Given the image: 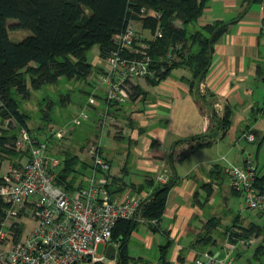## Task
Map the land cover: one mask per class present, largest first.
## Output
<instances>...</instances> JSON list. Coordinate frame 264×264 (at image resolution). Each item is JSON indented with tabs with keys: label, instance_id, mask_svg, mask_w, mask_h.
<instances>
[{
	"label": "crops",
	"instance_id": "obj_1",
	"mask_svg": "<svg viewBox=\"0 0 264 264\" xmlns=\"http://www.w3.org/2000/svg\"><path fill=\"white\" fill-rule=\"evenodd\" d=\"M215 21L230 24L214 43L210 66L199 84V91L201 95H207V102L191 91V72L174 68L158 84L151 85L146 80H138L137 85L146 95L139 96L131 105L124 102L119 111L112 110L115 114L111 120L115 121L110 120L109 123L114 125L108 124L101 134L102 138L110 139L114 138L111 132H119L122 139L123 134L130 130L128 150L120 172H109L111 182L113 178L117 180V183L112 184V188L116 189L115 193L110 194L112 197L151 195L167 180H174L167 192L164 211L159 220L145 222L147 227L141 229L142 233L135 229L131 234L136 244L129 242V248L134 252L130 253L137 264H191L201 251L202 245L196 243L194 235L200 221L206 222L205 217L211 218L219 213L229 216L234 214V218L240 220L243 226L250 222L245 221L240 211L235 214L230 206L235 207V200L231 196H239L242 200L243 197L230 186L224 165L217 163L226 154L211 157L207 150L224 144L232 133H239L238 140L245 138L243 134L247 133L241 125L250 118L253 103L258 102L254 98L255 86L264 81L263 75L258 74L264 65V0H209L197 23L205 25ZM143 30L149 35V31ZM93 90L96 92L97 87L95 89L94 86ZM96 93L98 95L99 90ZM208 94L213 96L209 97ZM226 106L233 110L232 117H235L236 124L232 118L227 132L218 135L211 146L188 150L187 156L178 160L179 154L189 149L190 142L186 139L207 133L211 125L208 114L210 107L222 115ZM90 123L85 124L88 126ZM211 128H216L213 123ZM261 129L264 130L263 123ZM227 152H232L229 146ZM105 157L111 162L110 157ZM246 157L252 155L244 153L240 165L244 164ZM187 160H190V165L186 168L183 164ZM128 162L133 166L131 169L127 168ZM216 166L224 171L223 176L218 173L220 171H215ZM161 174L166 181L159 179ZM150 180L152 183H148ZM218 196L223 201L222 205ZM167 243L169 246L162 257L161 248ZM223 243V250L214 249L213 246L208 249L221 258L222 263L219 264H227L226 255L234 252L233 257L238 258L245 251L238 250L237 246H241L238 241L232 244L228 238H223ZM227 246L231 247L229 252ZM221 251H224V255ZM109 262H115V259Z\"/></svg>",
	"mask_w": 264,
	"mask_h": 264
},
{
	"label": "trees",
	"instance_id": "obj_2",
	"mask_svg": "<svg viewBox=\"0 0 264 264\" xmlns=\"http://www.w3.org/2000/svg\"><path fill=\"white\" fill-rule=\"evenodd\" d=\"M208 1L0 0V100L2 102L0 117H14L23 126H26L24 116L19 110L13 94L28 97L30 87L37 89L43 85L54 84L62 77L86 79L93 70V66L86 58L87 50L97 44L99 54L104 58L114 48V35L123 31L129 20L140 21L142 27L149 29L153 36L148 42L149 54L152 59L150 67L155 71V77L147 76L146 81L155 85L167 78L174 68L188 69L191 72L189 80L191 91L203 102H207V95H201L199 84L203 81L210 66L214 43L227 31L230 24L215 21L202 25L201 30L194 32L187 30L189 24L198 20ZM141 7L159 14V17L138 16ZM8 19H15L16 22L9 23ZM9 30H26L30 33L15 41L10 38ZM102 71L103 68H98V72ZM94 86L96 89V83L90 85L91 90L88 91V94L97 101L95 104L90 103L89 99L86 101V104L89 103V107L92 108L90 112L93 114V119L92 123L87 124L88 126L85 124V128L91 125L95 126L96 119L94 118L102 117V112L105 110L106 101L100 94L97 95L93 90ZM145 95L146 92L139 85H135L130 100L134 101L139 96ZM208 96L212 97L213 95L208 94ZM123 103L109 102L107 113L111 115L113 111L121 110ZM98 104L102 105V109H98L100 106ZM263 107L264 97L263 105L259 109L262 118H264ZM99 111L101 114L98 113ZM232 116L233 110L228 106L224 108L222 115H219L214 107H210V122L211 125L212 123L216 125L215 130L209 125L207 133L186 139L190 142L189 149L183 150L179 154L178 160H183L187 156L188 150L211 146L218 135L222 136L227 132L232 122ZM26 129L35 137H37L35 133L40 131V128L39 130ZM52 132L53 128L46 137L48 138L49 152H51L50 148L53 143L57 141L52 138ZM250 132L254 137L255 134L257 135L256 129ZM96 135L99 136V132H96ZM14 137L15 133L12 139L7 135L0 134V151L2 154H7L9 158L22 156L12 147ZM55 155L60 158L62 163L57 170V182L69 189L80 185H75L72 180V178L74 179L73 174L75 175L79 171L75 168L77 164H80L82 173H79V178L81 179V176L89 171L90 163L87 160L81 163L78 155L71 154L69 151ZM0 158H4L1 153ZM215 170L221 171L222 169L216 166ZM170 180L157 187L150 195V201H145L142 204L140 215L144 222L158 221L161 217L167 192L173 184L172 181L174 182V180ZM116 181L113 178L111 182L110 178V182L107 184L109 194L115 193L116 189L112 188V184L117 183ZM148 183H152V180ZM256 185L260 188L264 186V174L258 173ZM2 208L3 201L0 198V220L3 217ZM257 215L262 219L261 223L251 222L246 227H240L233 234L230 232L229 236L232 235V237H228V239L232 244H235L241 239L261 237L260 243L253 251V259L264 264V212ZM137 225L138 221L121 219L114 227L111 241L117 244V252L113 257L117 264H137L129 250L131 234ZM206 227L208 230L217 227L214 217L206 221ZM209 240L211 241L210 245L216 244L211 232L207 236L198 238L196 243L205 246ZM168 246V243L162 246V257L166 254ZM204 251L212 253L210 250H201L199 253Z\"/></svg>",
	"mask_w": 264,
	"mask_h": 264
},
{
	"label": "built area",
	"instance_id": "obj_3",
	"mask_svg": "<svg viewBox=\"0 0 264 264\" xmlns=\"http://www.w3.org/2000/svg\"><path fill=\"white\" fill-rule=\"evenodd\" d=\"M138 16L157 18L159 14L141 7ZM143 29L140 21L129 20L123 31L114 35V48L103 58L107 67L98 77L100 85L104 87L106 105L98 123L99 136L84 148L90 167L81 176L80 185L69 189L57 182V170L62 163L58 156L49 152L48 138L39 139L26 128L16 130L12 147L22 154V159L12 163L1 175L0 181V198L3 201L0 264H94L105 258L104 251L100 255L97 253L98 247L103 245L105 250L112 242V232L119 220H144L140 208L145 201H149L150 194L124 195L120 198L109 194L107 184L110 182L111 165L103 153L101 136L111 120V115L107 113L108 103L130 101L138 80L155 77V71L150 67V38L142 33ZM146 30L152 36L150 30ZM89 102L95 104L92 97ZM87 105L89 107V103ZM86 107L72 118L69 126L55 128L51 133L52 138L63 139L72 127L91 121L92 115ZM243 136L248 141L254 139L251 132ZM224 171L230 186L242 195L246 207L262 214L264 186L260 188L256 185L258 170L253 159L246 157L240 166L227 162ZM159 179L166 181L162 174ZM21 209L32 213L35 223L20 240L14 241L9 232L15 224V212ZM253 239L238 242L249 247ZM230 250L231 247L227 246V251ZM226 259L227 264H232L234 260L229 254ZM219 263L222 260L207 251L196 255L191 262Z\"/></svg>",
	"mask_w": 264,
	"mask_h": 264
},
{
	"label": "rangeland",
	"instance_id": "obj_4",
	"mask_svg": "<svg viewBox=\"0 0 264 264\" xmlns=\"http://www.w3.org/2000/svg\"><path fill=\"white\" fill-rule=\"evenodd\" d=\"M9 23L16 22L15 19H8ZM139 26V25H138ZM140 27V26H139ZM202 25H199L197 21L195 23H191L187 26V30L189 32H194L196 30H201ZM30 32L26 30H9V36L12 40H19L20 38L28 35ZM142 33L146 36H148L150 39V34L144 30H142ZM86 58L87 61L93 66V70L91 71L90 75L86 79H80V78H73V79H67V78H60L56 83L54 84H47L43 85L40 88H33L30 87V94L28 97H23L20 95H17L16 93L13 94L15 97L17 104L19 106V110L24 116L25 125L21 124V122L14 118V117H8L3 118L0 117V134L9 136L10 139L13 138L14 133L16 130L21 128H29L30 130L38 129L40 128V131L36 132L35 135L39 139H45L49 134L50 130L53 128V130L59 126L63 125H70V122L74 116L78 114V112L81 109H85L86 107V101L87 99H90V95L88 94L91 90L90 85L96 83L97 90H99L100 96H104V87L100 85L99 83V73L98 68H106L107 65L105 63V60L100 56L99 54V48L97 44L92 45L86 52ZM264 64V60H263ZM259 75H264V65L263 68L259 70ZM29 83V81H28ZM263 97H264V81L262 84L255 86L254 88V98L258 100V102L253 103V108L251 112V116L249 119L245 121V123H242L241 128L243 127L246 132H250L254 129V127H257V135L255 134L254 141H247L245 138L237 139L238 134H230V139L226 141L224 144H220V146H213L209 150H207L208 155L211 157L215 156L218 157L220 153H225L224 159H218L217 163L221 165H225L227 162L234 163L236 165L240 166V159L242 158V155L245 153H250L252 155V159L254 163L257 166L258 173L260 175L264 174V130L261 129L262 123L264 124V118H262V113L260 107L263 105ZM95 102L97 101L95 98H92ZM132 101V100H131ZM127 101V105H131L133 101ZM131 102V103H130ZM100 104H98L99 106ZM88 107V105H87ZM87 111L91 113L90 107H88ZM99 109H102V105L99 106ZM264 109V107L262 108ZM210 110H208L209 112ZM101 112V111H100ZM101 114V113H99ZM210 114V112L208 113ZM114 116V112L111 113V118ZM93 117V115H92ZM233 120L236 119L235 117H232ZM93 119V118H92ZM96 119L94 121L95 126L100 123L99 121L102 119V117H95ZM260 120V121H259ZM115 121V119H112L111 122ZM258 121V123H257ZM91 121H89L90 123ZM67 123V124H66ZM257 123V124H256ZM113 123H109V125H112ZM130 124V123H129ZM214 124V123H213ZM114 125V124H113ZM215 125V124H214ZM93 125L92 127H86L85 123L83 125H78L75 127H72L68 134L60 140H57L53 143L51 146V153L52 154H64L65 151H69L71 154H77L80 162L85 161L86 158L84 156V148L86 144L91 141L93 138H95L96 132H99L96 127ZM99 127V126H98ZM216 127V125H215ZM248 127V128H247ZM107 128V127H106ZM114 136V138L110 139H104V136L102 138V145H103V153L105 156H108L111 158V168L110 172L112 173H119L120 169L125 161V154L128 150V137L130 136V130H127V133L123 134L122 139L119 135V132H111ZM263 137V138H262ZM262 138V139H261ZM238 140V141H237ZM237 141V142H235ZM259 141H261L259 143ZM228 146L231 148L232 152L231 154H228ZM244 147L245 149H243ZM243 149V151H242ZM218 150V151H217ZM2 157L0 158V176L4 174V172L8 169V167L14 163L17 160L22 159L20 156H15L14 158H9L7 154H2L0 151ZM4 155V156H3ZM14 161V162H13ZM128 169H131L133 166L130 162H128ZM190 165V160H187L183 167H188ZM76 170L78 173L74 176V179L72 178L75 185L81 183V179L79 178V175L82 173V170L80 169V164H77ZM216 171V170H215ZM218 172V171H217ZM80 173V174H79ZM223 176L224 171L221 170L218 172ZM70 175V177H73ZM232 199L235 200V207H233L231 204V208L234 210V213H238L240 211V214L245 218V221L250 220V222H247V225L251 222L261 223L262 219L256 214L255 211L250 210L244 205L243 200L239 196H231ZM219 202H221V205L223 201H221V197L218 196ZM217 208L216 206H214ZM220 208V207H219ZM217 211H220V209H214ZM213 217V216H212ZM235 215L229 216V214L222 215L219 213V215H215L214 219L217 222V227L208 230L206 227V222L203 220L200 221L198 224L199 226L196 228L197 233L194 235L195 239L202 238L203 236H207L211 232V236L215 238V245H210L211 241L207 243V245H202L201 250H208L213 246L214 249L223 250V238L232 237V235L229 236V233L235 232L236 230L240 229V227H246L243 226L242 222L236 218H234ZM206 221L210 218L205 217ZM15 224L10 228V237L14 241L20 240L27 231L34 225L35 223V217L32 213L26 212L24 209L18 210L15 212V218H14ZM147 227L145 222H138L136 232L142 233L141 229H145ZM227 231H229L227 233ZM230 240V239H229ZM261 241V237L253 239L252 244L247 247L245 245L239 244L241 246L238 250H245L244 253L238 257L234 258V252L232 253V257L234 258L232 264H260L259 260L253 259V251L258 246V244ZM136 239L134 237L131 238L130 243L136 244ZM264 243V242H263ZM224 244V243H223ZM117 247V244H115ZM5 247V246H3ZM130 250V248H129ZM104 251V246L99 245L98 247V254H102ZM134 254L133 251H130ZM226 252V250H225ZM153 251L151 252L152 255ZM221 253L223 254L224 251ZM224 255V254H223ZM264 257V256H263ZM221 259L220 257H218ZM135 260V258H134ZM110 260H106L105 258L101 259L98 262H95L94 264H117L116 259L115 262H109Z\"/></svg>",
	"mask_w": 264,
	"mask_h": 264
},
{
	"label": "water",
	"instance_id": "obj_5",
	"mask_svg": "<svg viewBox=\"0 0 264 264\" xmlns=\"http://www.w3.org/2000/svg\"><path fill=\"white\" fill-rule=\"evenodd\" d=\"M116 252H117V247L115 246L114 243L111 242L106 246L104 251V256L106 259L111 260L113 259V257H115Z\"/></svg>",
	"mask_w": 264,
	"mask_h": 264
}]
</instances>
